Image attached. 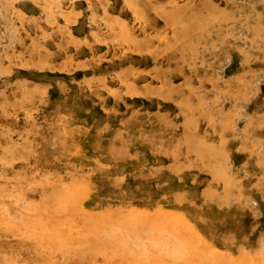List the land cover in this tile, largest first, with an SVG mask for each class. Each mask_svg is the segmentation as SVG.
Masks as SVG:
<instances>
[{"label": "rangeland", "instance_id": "374dc122", "mask_svg": "<svg viewBox=\"0 0 264 264\" xmlns=\"http://www.w3.org/2000/svg\"><path fill=\"white\" fill-rule=\"evenodd\" d=\"M3 1L0 264H259L264 0Z\"/></svg>", "mask_w": 264, "mask_h": 264}, {"label": "bare ground", "instance_id": "6f19581e", "mask_svg": "<svg viewBox=\"0 0 264 264\" xmlns=\"http://www.w3.org/2000/svg\"><path fill=\"white\" fill-rule=\"evenodd\" d=\"M0 1H3V0H0ZM20 1V0H19ZM26 1H29V0H26ZM106 0H98V4H99V6H101V8L103 9V11L105 12V13H108L109 11H118V9H120L119 7H118V0H114V2H112V3H106L105 2ZM175 3L177 2V1H175V0H173ZM180 1V0H179ZM188 0H186V2H187ZM191 1V0H190ZM212 1V0H211ZM231 1V0H230ZM234 1V0H233ZM4 2V1H3ZM21 2V1H20ZM20 2H19V4H20ZM189 2V1H188ZM213 2V1H212ZM221 2V1H220ZM227 2H228V0H227ZM13 3H15V1L13 2ZM27 3V2H26ZM30 3V2H29ZM173 3V2H172ZM172 3H169V4H172ZM191 3V2H190ZM193 3H197V2H195V0H194V2ZM192 3V4H193ZM198 3H199V1H198ZM179 4V3H178ZM214 4V3H213ZM218 4V3H217ZM225 4H226V2H225ZM17 5V4H16ZM28 5V4H27ZM157 5V4H156ZM167 5V4H166ZM180 5V4H179ZM200 5V4H199ZM215 5V4H214ZM232 5V4H231ZM64 6V5H63ZM186 6H187V4H186ZM218 6H219V4H218ZM226 6V5H225ZM236 6V5H235ZM9 9H10V7H11V5L9 4ZM14 7V6H13ZM12 7V8H13ZM27 7V6H26ZM31 7V6H30ZM168 7V6H167ZM176 7V6H175ZM189 7H191L190 5H189ZM221 7V6H220ZM229 7H230V5H229ZM229 7H227V8H229ZM29 8V7H28ZM169 8V7H168ZM201 8V7H200ZM199 7H198V9H200ZM207 8V7H206ZM212 8V7H211ZM36 9V8H35ZM177 9V8H176ZM192 8H190V10H191ZM197 9V8H196ZM2 10V9H1ZM3 10H5V9H3ZM40 10V9H39ZM172 10V8L169 10L170 12H173V11H171ZM178 10V9H177ZM177 10L175 11V12H177ZM186 10H187V8H186ZM195 10V9H194ZM202 10V9H201ZM200 10V11H201ZM211 10V9H210ZM213 10V9H212ZM224 10V9H223ZM227 10V9H226ZM229 10V9H228ZM230 10H231V8H230ZM206 11V10H205ZM225 11V10H224ZM263 11V10H262ZM180 12V11H179ZM183 12V11H182ZM196 12V14H197V11H195ZM202 12V11H201ZM214 12V11H213ZM9 13V12H8ZM174 13V12H173ZM184 13H185V11H184ZM194 13V12H193ZM192 12H191V14H193ZM220 13V12H219ZM224 13H226V11L224 12ZM6 14V13H5ZM172 14V13H171ZM183 14V13H182ZM215 14H218V13H215ZM214 14V15H215ZM221 14V13H220ZM223 14V13H222ZM228 14V13H227ZM227 14H225V15H227ZM230 14V13H229ZM7 15V14H6ZM117 15V14H116ZM174 15V14H173ZM186 15V14H185ZM188 15V14H187ZM194 15V14H193ZM203 15V14H202ZM188 16H190V15H188ZM192 16V15H191ZM219 16V15H218ZM227 16H229V15H227ZM118 17V19H119V16H117ZM116 17V18H117ZM115 18V17H114ZM118 19H116V20H118ZM12 20V19H11ZM14 20V19H13ZM114 21V20H113ZM230 22V21H229ZM224 24H225V22H224ZM227 24V23H226ZM113 25V24H112ZM117 24H115V26H116ZM217 25V24H216ZM12 26V25H11ZM53 26V25H52ZM64 26H66V29H67V31H68V35L69 36H71L72 37V34H74L76 31H79V30H81L82 29V27L81 26H79V27H74V26H71V25H69V24H66V25H64ZM227 26V25H226ZM221 27V26H220ZM112 27H110V29H111ZM212 28H213V26H212ZM218 29H219V27H217ZM63 29H65V28H63ZM224 29V28H223ZM109 30V29H108ZM112 30V29H111ZM5 31V30H4ZM63 31H65V30H63ZM116 30H114V32H115ZM226 31V30H225ZM7 32H8V29H7ZM114 34V33H113ZM115 35H118V34H115ZM8 37H9V35H8ZM114 38V37H113ZM195 39V38H194ZM199 39V38H198ZM202 39V38H201ZM194 44V43H193ZM192 44V45H193ZM9 47V46H8ZM16 49V48H15ZM48 54V53H47ZM0 55H1V53H0ZM40 56H42V54H39ZM38 55V56H39ZM50 55V54H49ZM48 55V56H49ZM55 55V53L53 54H51L50 55V57H55L54 56ZM75 55V54H74ZM194 55V54H193ZM12 56V55H11ZM67 56H69L68 54H67ZM173 57V56H172ZM227 60V59H226ZM228 62V61H227ZM223 66V65H222ZM225 67V66H224ZM227 67V66H226ZM223 69V68H222ZM191 70V69H190ZM195 70V69H194ZM198 70V69H197ZM225 70V69H224ZM182 72V71H181ZM186 72V71H185ZM190 72V71H189ZM191 73V72H190ZM195 73V72H194ZM182 74V73H181ZM195 74H197V73H195ZM183 75V74H182ZM185 75V74H184ZM241 107H243V106H241ZM244 111V110H243ZM254 201V203L256 202L255 200H253ZM252 202V201H251ZM253 203V202H252ZM125 236H126V238L125 239H128V241H129V243L130 244H132L133 246H134V238H133V233L131 232V231H129V234H125ZM116 240V239H115ZM117 241H118V239H117ZM116 241V242H117ZM122 241V240H121ZM261 242H262V244H261V249H260V252H261V254H262V258H261V260H260V263L259 264H264V240H261ZM117 243H120V241L119 242H117ZM122 244H125V243H122ZM119 245V244H118ZM126 245V244H125ZM124 246V245H123ZM125 249H126V247H125ZM123 250V249H122ZM121 250V251H122ZM161 250L163 251V252H165V253H167V254H169V255H171V256H173V257H175V258H179L181 255H183L184 254V251H185V247L183 246V245H181L177 240H175V239H173V242L172 243H169L168 245H162L161 246ZM58 255H60V253L58 254ZM57 257V256H56ZM59 257H61V256H59Z\"/></svg>", "mask_w": 264, "mask_h": 264}]
</instances>
